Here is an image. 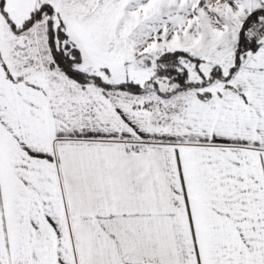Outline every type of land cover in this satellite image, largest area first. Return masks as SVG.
Returning <instances> with one entry per match:
<instances>
[{"label":"snow or ice","instance_id":"snow-or-ice-1","mask_svg":"<svg viewBox=\"0 0 264 264\" xmlns=\"http://www.w3.org/2000/svg\"><path fill=\"white\" fill-rule=\"evenodd\" d=\"M0 264H264V0H0Z\"/></svg>","mask_w":264,"mask_h":264}]
</instances>
